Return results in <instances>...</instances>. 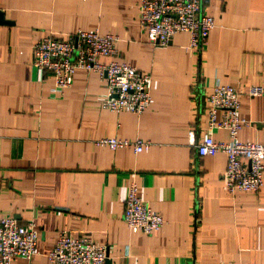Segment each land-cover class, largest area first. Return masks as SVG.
I'll return each instance as SVG.
<instances>
[{
    "label": "crops",
    "instance_id": "0c3cea01",
    "mask_svg": "<svg viewBox=\"0 0 264 264\" xmlns=\"http://www.w3.org/2000/svg\"><path fill=\"white\" fill-rule=\"evenodd\" d=\"M201 11L213 27L194 50L186 32L149 43L138 0H0V216L32 221L37 233L36 253L12 264H44L60 229L105 245L104 264L264 262V171L256 192L228 193L225 156L198 157L194 146L208 132L203 93L216 82L239 91L246 124L237 139L264 142V0H201ZM77 29L116 36L114 59L149 75L139 115L100 109L105 84L94 71L75 70L59 95L31 66L34 41ZM250 85L263 93L248 97ZM106 136L148 146L134 153L93 144ZM211 136L228 140L221 129ZM129 182L163 218L149 235L121 220Z\"/></svg>",
    "mask_w": 264,
    "mask_h": 264
},
{
    "label": "built area",
    "instance_id": "2783aa9c",
    "mask_svg": "<svg viewBox=\"0 0 264 264\" xmlns=\"http://www.w3.org/2000/svg\"><path fill=\"white\" fill-rule=\"evenodd\" d=\"M137 20L149 43L165 46L173 35L186 32L188 48L194 50L201 48L213 27L212 18L201 11V0H138ZM115 41L116 36L101 34L97 29H77L62 37L47 34L32 43L30 64L51 76V92L59 95L70 86L75 70L94 71L105 84L98 101L100 109L139 115L149 105L150 78L134 66L114 59ZM101 57L109 60L100 63ZM262 93L260 85L246 88L248 97ZM238 95L235 86L219 82L203 93L208 132L194 144L195 152L198 157L216 153L225 156L221 182L226 192H256L262 184L264 142L237 139L238 131L246 124L238 115ZM218 129L227 132V141L213 139L211 131ZM189 140L192 144L190 133ZM93 144L109 150L130 148L134 153L148 146L147 141L114 136L100 137ZM137 188L135 182L127 184L121 220L130 232L149 235L162 226L163 218L138 197ZM36 244L32 221L19 224L11 216H0V264H12L14 258L28 261L36 253ZM106 255V246L96 243L89 233L71 235L60 229L44 264H104Z\"/></svg>",
    "mask_w": 264,
    "mask_h": 264
},
{
    "label": "water",
    "instance_id": "95a60500",
    "mask_svg": "<svg viewBox=\"0 0 264 264\" xmlns=\"http://www.w3.org/2000/svg\"><path fill=\"white\" fill-rule=\"evenodd\" d=\"M0 22H1V16H0Z\"/></svg>",
    "mask_w": 264,
    "mask_h": 264
}]
</instances>
